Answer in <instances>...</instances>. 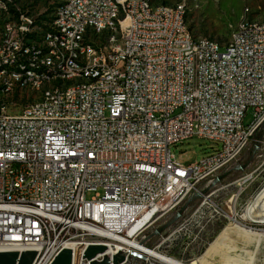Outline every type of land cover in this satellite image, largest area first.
Masks as SVG:
<instances>
[{
	"label": "built area",
	"instance_id": "built-area-1",
	"mask_svg": "<svg viewBox=\"0 0 264 264\" xmlns=\"http://www.w3.org/2000/svg\"><path fill=\"white\" fill-rule=\"evenodd\" d=\"M10 3L0 0V64L34 62L49 83L39 107L19 93L14 103L0 101V252L41 251L31 264H50L65 242L78 241L72 264L89 263L82 253L91 243L106 246L97 259L122 252L118 264H197L204 231L225 217L209 185L252 141L264 144V30L243 16L221 47L207 48L191 44L183 1L163 14L148 1L115 9L109 0H61L46 24L18 7L10 12ZM115 35L127 43H113ZM74 72H88L93 86L59 88ZM37 78L16 67L0 87ZM193 136L219 147L184 164L171 147ZM202 183L200 199L178 210L156 243L138 238ZM115 236L156 255L118 249Z\"/></svg>",
	"mask_w": 264,
	"mask_h": 264
},
{
	"label": "rangeland",
	"instance_id": "rangeland-1",
	"mask_svg": "<svg viewBox=\"0 0 264 264\" xmlns=\"http://www.w3.org/2000/svg\"><path fill=\"white\" fill-rule=\"evenodd\" d=\"M58 1L60 0H47L46 6H43L44 0H38L36 3L34 0H27L23 10L29 9L38 16L48 5L52 7ZM181 1L185 3L186 23L191 33L198 38H209L218 42L220 40L222 45L232 35V30L243 16L247 17V20L264 21V0H150L155 6L173 5ZM56 8L46 12L40 21L48 23ZM249 119L250 113H247L243 120L247 123ZM218 147L219 143L213 140L193 136L172 146L171 152L182 163L187 164L201 159ZM218 177L214 184L209 186L223 206L225 217L215 219L204 231V243L198 249L197 264H226L228 256L236 258L245 255L246 251L250 254L245 262L264 264V241L256 251V240L264 234V223L255 222L244 215L246 208L264 187V144L259 145V142L252 141L236 161L222 169ZM244 178L247 180L243 182ZM205 188V183L200 184L182 205L166 212L138 238L148 244L156 243L160 238L156 229L164 224H168L169 229L173 228L178 218L177 211L182 207H190L200 199ZM87 196L89 197L90 193ZM249 228L253 231H249ZM173 252L176 255L179 253L178 249Z\"/></svg>",
	"mask_w": 264,
	"mask_h": 264
},
{
	"label": "bare ground",
	"instance_id": "bare-ground-1",
	"mask_svg": "<svg viewBox=\"0 0 264 264\" xmlns=\"http://www.w3.org/2000/svg\"><path fill=\"white\" fill-rule=\"evenodd\" d=\"M135 4H142L148 1V6L153 8V12H161L163 14H172V9H179L181 2L173 5H153L149 0H127ZM110 5H113L115 9H122V0H109ZM59 8H56V10ZM13 4L10 3V12L13 11ZM16 10V9H15ZM183 12L186 17V7L183 2ZM120 24H128V17H120ZM246 25L253 31L264 30V21L247 20ZM7 35H14L13 21H6ZM35 40V33H27L25 36V43H32ZM95 42H88V49H95ZM113 43L126 44L127 36L115 35L113 36ZM191 44L197 46H206L207 48H219L222 44L216 40L209 38H198L191 34ZM16 67H19L20 74L31 73L34 76H38L35 85H28L23 80H15V89H9L8 87H0V101L2 103H14L18 97V93L21 95L22 101H26V106L39 107L47 100V93L44 92L45 86L49 83V76H47V69L41 68L39 64L34 62H27L25 59H15L13 62H3L0 64V76L6 73H15ZM81 85L82 89H90L93 86L92 75H88V72H74L71 74V78H65L63 81H59V88L72 89L73 85ZM59 97H71V90H59ZM252 201V200H251ZM250 201V202H251ZM264 187L249 204L245 210V217L259 223H264ZM260 213V215H255ZM249 231H253L251 228ZM113 239L116 242V247L119 249L121 244L126 245L132 249L143 250L148 254L156 255L155 251L148 249L147 247L137 243L134 239H130L127 236H115ZM264 241V234L258 241L256 240V251ZM258 242V243H257ZM78 241H67L65 247H69L71 250L78 244ZM34 258H41V251H34ZM245 255L233 258L228 256L226 264H254L245 262V259L250 253L244 252ZM250 257V256H249ZM248 259V258H247ZM204 260V259H203ZM206 261V260H204ZM203 261V262H204ZM210 262V261H209ZM202 263V262H201ZM211 264V263H209Z\"/></svg>",
	"mask_w": 264,
	"mask_h": 264
},
{
	"label": "water",
	"instance_id": "water-1",
	"mask_svg": "<svg viewBox=\"0 0 264 264\" xmlns=\"http://www.w3.org/2000/svg\"><path fill=\"white\" fill-rule=\"evenodd\" d=\"M264 208V203H263ZM164 224L156 229V233L167 227ZM106 246L102 243H91L83 251L82 257L89 261L88 264H118L124 258L122 252L109 257L104 254L101 259H97L98 254L104 253ZM35 256L34 251H23L18 253L16 251L0 252V264H31ZM50 264H72V250L69 247H63Z\"/></svg>",
	"mask_w": 264,
	"mask_h": 264
},
{
	"label": "trees",
	"instance_id": "trees-1",
	"mask_svg": "<svg viewBox=\"0 0 264 264\" xmlns=\"http://www.w3.org/2000/svg\"><path fill=\"white\" fill-rule=\"evenodd\" d=\"M38 0H34V2L36 3ZM150 1V0H149ZM60 2H61V0L60 1H58V2H56V3H54V5H52V7H51V5H48L47 6V8L45 9V11L44 12H42V13H40L39 15H38V19L39 20H41L42 18H44L43 16L45 15V13L46 12H48V11H54L55 10V8L60 4ZM27 0H13V4H14V9H13V11L15 12V13H18L17 12V9L15 10V8H20V10L21 11H23V12H25V13H27V14H33V11H31V10H29V9H26V10H23L25 7H26V5H27ZM46 4H47V0H44V2L42 3V5L43 6H46ZM50 20L52 19V17H50L49 18ZM39 23H41V21H39ZM218 41V40H217ZM219 42H220V40H219Z\"/></svg>",
	"mask_w": 264,
	"mask_h": 264
}]
</instances>
